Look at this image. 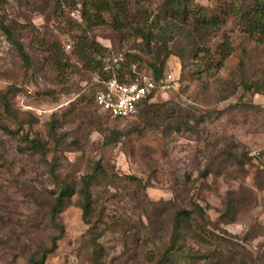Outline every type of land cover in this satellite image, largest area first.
Segmentation results:
<instances>
[{
  "label": "rangeland",
  "instance_id": "374dc122",
  "mask_svg": "<svg viewBox=\"0 0 264 264\" xmlns=\"http://www.w3.org/2000/svg\"><path fill=\"white\" fill-rule=\"evenodd\" d=\"M249 1L192 0L193 12L220 17L198 39L193 13L187 22L167 18L168 24L165 0H121L132 15L146 11L149 17L140 19L155 33L167 29L174 54L164 74L177 78L149 101L157 106L147 119L122 120L88 100L96 75L72 53L82 34L80 3L71 8L61 1L57 8L49 0H8L0 6V22L24 25L16 37L30 57L25 69L0 28V94L12 89L9 110L0 101V121L14 131L0 129V264H29L38 241L48 245L55 234L46 206L57 191L55 175L77 191L96 164L101 172L89 187L91 223L75 192L58 214L64 231L47 264H91L92 239L102 246L103 264H155L170 245L180 206L191 211L190 220L166 264H264V42L243 30L233 9ZM104 17L112 21L111 13ZM110 25L87 32L110 50L105 62L126 53L147 58L141 38ZM52 42L60 43L71 67H55L46 51ZM128 61L147 69L143 61ZM242 81L253 84L245 89ZM53 114L57 124L49 132ZM20 125L51 148L46 158L55 175L38 153L19 150ZM112 130L121 135L104 146Z\"/></svg>",
  "mask_w": 264,
  "mask_h": 264
},
{
  "label": "trees",
  "instance_id": "16d2710c",
  "mask_svg": "<svg viewBox=\"0 0 264 264\" xmlns=\"http://www.w3.org/2000/svg\"><path fill=\"white\" fill-rule=\"evenodd\" d=\"M8 0H0V6L6 4ZM53 2L59 8L61 6V1H64L68 4L69 7L74 8L78 3L81 5L80 13L82 17V21L77 25L78 28H81L82 34L77 35L75 37L74 48L72 53L75 54L78 58V61L81 62L82 67L88 69L93 75H96V81L93 82V86L99 85V80L106 79L115 73L120 78H124L126 74H130L134 76L131 71V63L129 62V58L135 59L137 61H143L147 66L146 71H151L155 80L160 81L164 76V69L166 65V61L169 56L173 53L170 46L167 44L165 32L167 29H163L162 32L155 33L153 30V26L146 25L147 19L141 21V15H145L146 18L149 17V14L146 11H140V14L132 15L133 13H129L126 10V6L121 2V0H49ZM238 0H235L234 3L237 5ZM192 4V0H165L163 4V11L165 12V19L169 20H177L181 19L184 22H187L188 15L193 13L192 17V26L193 36L198 39H201L208 29H212L219 21V15L214 14L210 17H205V15H200V12H193L192 9H189V5ZM196 5L194 6V9ZM234 7V6H233ZM202 9V6H199ZM234 13L239 16L243 24V30L252 38H256L258 41L264 42V0H250L248 3L244 4L241 2L236 8L234 7ZM109 12L112 15V21H106L104 17V13ZM147 14V15H146ZM167 19V20H168ZM168 20V22H169ZM134 21V23H133ZM173 23L169 22L168 24ZM110 25L113 29L119 31H125L127 34L132 35L135 38H141V44L144 47L143 51H145L146 57H141L138 54H129L126 53L123 56L122 61H117V63H113L109 61L108 63L103 60V56L109 52L110 50L103 45H101L94 37H90L87 35V32L90 31L91 26H103ZM24 25L20 23H15L14 25L5 24L0 22V28L6 38L14 45L18 56L20 57L23 66L27 69L30 65V57L27 52L24 50L23 43L17 39L16 34L21 32V29ZM168 27V26H167ZM52 45L46 48V51L53 55L55 67L63 69L65 67H71L72 63L69 60H63L64 49L60 46V43L52 42ZM67 54V53H66ZM63 61V62H62ZM106 66H109L108 70H105ZM138 71H141V64H138ZM142 70V71H145ZM245 89H250V86L253 83L247 84L242 81ZM12 91L11 88H7L5 91H2L0 94V101L3 102L1 107L9 110V92ZM255 91L259 92V89L255 87ZM93 95L94 90L90 93L89 101L93 103ZM156 103H151L147 98L143 99L139 103L138 112L128 118H119V117H111L106 115L107 117L113 119H129L139 115L141 118L147 119L145 116L150 112L151 109L156 107ZM57 124V119L55 118V114L51 116V119L48 121L47 125H50V130H53L54 124ZM99 124V123H98ZM148 122L146 121L147 126ZM149 125V124H148ZM24 129V133L22 135V140L24 141V147L20 148V151L31 150L34 153H38L42 162L50 168L51 173L55 175V172L52 171V167L55 166L54 163H50L46 156L47 153L51 150L50 147H47L46 141H43L40 136L32 132V130H26L24 125H20ZM179 126L173 125V128H178ZM0 129L7 133H13L14 131L10 129V127L0 121ZM142 133V131H141ZM121 135L120 131L112 130L111 133L106 135L103 145L107 146L111 144L114 140V137ZM101 172V167L99 164H96L93 167L91 173L82 176V184L80 188L75 191L72 184H69L67 181L58 180L55 175L56 181L58 182L57 191L51 194L50 200L46 202V206H48L47 213L49 214L50 223L55 229V234L50 235L48 238V245L38 241L40 244L39 249L32 250L28 256L29 264H47L46 256L48 253L52 252L56 248V240L62 237L63 235V226L58 221V214H60L64 208L67 206L68 200L71 196L76 192L81 195V199L78 202V205L82 209L83 218H85L86 223L90 224L91 221L88 219L91 213L90 207V185L95 181L97 175ZM226 209L231 210L233 206V202L230 199L225 203ZM236 211V210H235ZM191 211L183 206H180L175 211L173 216V230L172 236L170 239L169 247L162 253L158 260L155 261V264H166L171 261V254L177 246L179 245V239L181 238L182 231L188 225L190 220ZM235 215L229 217V221L234 220ZM93 227H96L94 224ZM43 240V239H42ZM94 242V246L91 252V264H103L102 263V246L99 243H96L94 239H92V243ZM244 264V263H243Z\"/></svg>",
  "mask_w": 264,
  "mask_h": 264
},
{
  "label": "built area",
  "instance_id": "2783aa9c",
  "mask_svg": "<svg viewBox=\"0 0 264 264\" xmlns=\"http://www.w3.org/2000/svg\"><path fill=\"white\" fill-rule=\"evenodd\" d=\"M69 47L67 44L66 48ZM122 60L123 57L119 56L113 58L112 62L116 64ZM105 68L108 70L109 66ZM131 71L134 76L126 74L122 79L112 73L110 77L99 80L93 95V104L99 112L111 117L128 118L138 112L143 99L151 101L157 95L166 93L170 84L177 79L173 72H165L157 81L151 71H138L135 65L131 66Z\"/></svg>",
  "mask_w": 264,
  "mask_h": 264
}]
</instances>
